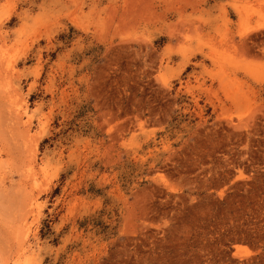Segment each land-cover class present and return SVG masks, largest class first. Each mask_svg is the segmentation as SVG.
I'll use <instances>...</instances> for the list:
<instances>
[{"label": "rangeland", "instance_id": "obj_1", "mask_svg": "<svg viewBox=\"0 0 264 264\" xmlns=\"http://www.w3.org/2000/svg\"><path fill=\"white\" fill-rule=\"evenodd\" d=\"M0 264H264V0H0Z\"/></svg>", "mask_w": 264, "mask_h": 264}]
</instances>
